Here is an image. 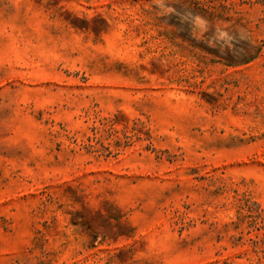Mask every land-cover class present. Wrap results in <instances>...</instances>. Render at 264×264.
I'll return each instance as SVG.
<instances>
[{
	"label": "rangeland",
	"instance_id": "374dc122",
	"mask_svg": "<svg viewBox=\"0 0 264 264\" xmlns=\"http://www.w3.org/2000/svg\"><path fill=\"white\" fill-rule=\"evenodd\" d=\"M0 264H264V0H0Z\"/></svg>",
	"mask_w": 264,
	"mask_h": 264
}]
</instances>
